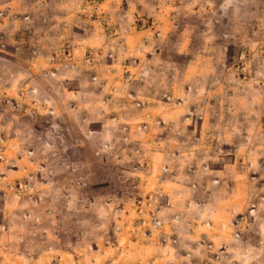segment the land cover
Segmentation results:
<instances>
[{
  "label": "rangeland",
  "instance_id": "rangeland-1",
  "mask_svg": "<svg viewBox=\"0 0 264 264\" xmlns=\"http://www.w3.org/2000/svg\"><path fill=\"white\" fill-rule=\"evenodd\" d=\"M161 162L240 197L221 264H264V0H0V264L139 259Z\"/></svg>",
  "mask_w": 264,
  "mask_h": 264
},
{
  "label": "crops",
  "instance_id": "crops-1",
  "mask_svg": "<svg viewBox=\"0 0 264 264\" xmlns=\"http://www.w3.org/2000/svg\"><path fill=\"white\" fill-rule=\"evenodd\" d=\"M147 145L145 151L133 154V157L162 159L171 156L170 152H164V141H158L157 146L154 143ZM190 157L197 159L196 155L191 154ZM167 163L161 162L156 169L157 181L146 186L157 185L165 198L161 228L131 232L126 249H136L140 256L131 264H221L223 253H239L237 246L230 247L229 242L238 237L232 234L237 228L234 220L241 211V198L222 190L220 185L211 184V188H205L202 184L205 182L195 180V173H190V166L186 167L188 164L185 162L175 175L167 172L164 175L159 171ZM193 163L196 164L195 161ZM148 174L141 173L142 188ZM209 175L212 177V173ZM212 182H221L220 177H214ZM149 250L146 258L145 253Z\"/></svg>",
  "mask_w": 264,
  "mask_h": 264
}]
</instances>
